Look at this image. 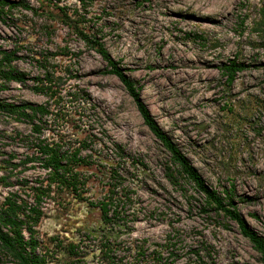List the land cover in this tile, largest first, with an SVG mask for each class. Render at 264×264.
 Listing matches in <instances>:
<instances>
[{
    "label": "rangeland",
    "instance_id": "obj_1",
    "mask_svg": "<svg viewBox=\"0 0 264 264\" xmlns=\"http://www.w3.org/2000/svg\"><path fill=\"white\" fill-rule=\"evenodd\" d=\"M55 3L79 11L83 28L127 70L160 127L210 187L231 191L238 212L264 236V0ZM56 15L19 7L0 18V49L17 52L18 70L37 77L38 61L48 57V65L68 70L64 85L87 90L95 107L94 138L86 143L98 144L81 168L85 200L61 193L38 203L48 172L28 161L36 134L0 114V204L12 197L43 212L35 230L49 264H263L235 222L203 211V198L180 177L122 82ZM230 60L249 68L229 87L221 67ZM32 86L7 84L0 102L46 104ZM62 125L43 133L64 131L66 148L86 140L80 123L76 131ZM108 202L116 216L105 223L100 205ZM70 245L78 247L74 256Z\"/></svg>",
    "mask_w": 264,
    "mask_h": 264
},
{
    "label": "trees",
    "instance_id": "obj_2",
    "mask_svg": "<svg viewBox=\"0 0 264 264\" xmlns=\"http://www.w3.org/2000/svg\"><path fill=\"white\" fill-rule=\"evenodd\" d=\"M37 6L25 1L0 0V18L7 11L15 8H22L31 13L51 14L57 12L56 18L64 24L72 34L78 37L91 50L101 56L107 67V73L117 77L124 85L128 94L134 100L137 109L143 118L145 125L160 142L169 154L171 162L177 167L180 177L203 198V211L213 210L218 215H223L227 219L235 222L241 234L250 241L254 249L260 254L264 264V236L254 231L245 218L238 212L231 191L224 194L210 187L198 170L191 164L189 159L183 154L176 143L160 127L150 109L143 101L141 89L136 82L128 75L127 70L116 61L104 43L96 35L88 33L83 28L84 18L78 10L72 13L65 7H60L55 0H35ZM84 1V0H81ZM66 52L67 49H61ZM71 53L70 56H73ZM69 56V55H66ZM17 52L3 51L0 49V93L7 88V84L19 83L27 84L32 81V90L36 94L45 96L46 104L31 103H8L0 102V114L15 117L19 121L31 125L32 131L36 134L33 144V155L28 158L29 162L38 163L48 172L47 187L38 189L37 200L41 202L43 196L51 194L67 193L75 199L85 200L83 190L85 188L84 178L81 168L91 165L92 155H85L92 149L93 131L91 130L92 115L95 107L90 93L79 86L69 87L64 85V76H68V70L60 69L53 65H48V57L40 59L41 74L37 77H29L26 73L18 70L14 62L18 60ZM71 59V58H70ZM264 67V66H263ZM249 68L244 63L230 60L222 65L221 71L226 77L227 85L232 86L239 73ZM76 78V77H74ZM73 79H68V81ZM63 124V128L76 131L77 124L80 123L86 132L83 142L78 147L66 148L63 135L64 131H51V135L45 136L43 129L48 124ZM100 144V143H99ZM173 179V177L171 176ZM114 191H110L113 193ZM112 203H102L100 205L102 219L105 223H110L116 216V211L111 214ZM43 212L36 207H28L19 200L8 197L0 204V264L6 260H11L15 264H49V248L42 250V245L36 238V226L39 224ZM27 234V236H26ZM76 245H70L72 256L76 255ZM104 254V248L101 249ZM164 264H171L165 262Z\"/></svg>",
    "mask_w": 264,
    "mask_h": 264
}]
</instances>
